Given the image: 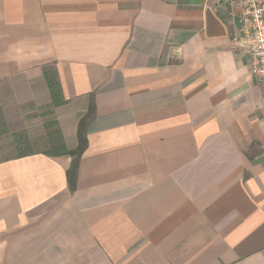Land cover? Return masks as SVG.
<instances>
[{
    "label": "crops",
    "instance_id": "1",
    "mask_svg": "<svg viewBox=\"0 0 264 264\" xmlns=\"http://www.w3.org/2000/svg\"><path fill=\"white\" fill-rule=\"evenodd\" d=\"M219 0H0V96L72 159L0 161V264H264V91ZM16 105V106H15ZM5 112V111H4Z\"/></svg>",
    "mask_w": 264,
    "mask_h": 264
},
{
    "label": "rangeland",
    "instance_id": "2",
    "mask_svg": "<svg viewBox=\"0 0 264 264\" xmlns=\"http://www.w3.org/2000/svg\"><path fill=\"white\" fill-rule=\"evenodd\" d=\"M3 99L6 96H0V161L33 152L56 153L59 143L53 103L6 111L12 105Z\"/></svg>",
    "mask_w": 264,
    "mask_h": 264
},
{
    "label": "built area",
    "instance_id": "3",
    "mask_svg": "<svg viewBox=\"0 0 264 264\" xmlns=\"http://www.w3.org/2000/svg\"><path fill=\"white\" fill-rule=\"evenodd\" d=\"M219 1L236 25L232 42L248 56L250 76L264 91V0Z\"/></svg>",
    "mask_w": 264,
    "mask_h": 264
},
{
    "label": "trees",
    "instance_id": "4",
    "mask_svg": "<svg viewBox=\"0 0 264 264\" xmlns=\"http://www.w3.org/2000/svg\"><path fill=\"white\" fill-rule=\"evenodd\" d=\"M44 77H45V81L49 89V93H50L53 105L55 107L60 106L62 102L59 97V88H58V83H57L56 74L54 70L47 69V71H45ZM89 113L90 111L88 112V114ZM88 114L85 117H83L78 123V127H77L78 144L75 149L68 151L62 143V139H61L59 132L57 131L56 133L57 142L59 143V146L58 147L56 146L54 148L55 152L57 151L55 154L58 153V154L66 155L72 159L70 169L67 173L68 185L71 191L74 190L75 188L78 161L86 146V138H85V135L83 134V128H84V123H85V120L87 119Z\"/></svg>",
    "mask_w": 264,
    "mask_h": 264
}]
</instances>
